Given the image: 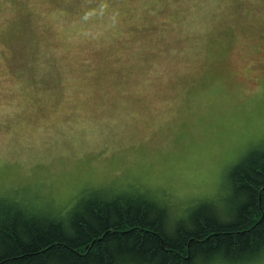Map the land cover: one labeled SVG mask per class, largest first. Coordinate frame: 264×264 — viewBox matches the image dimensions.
Listing matches in <instances>:
<instances>
[{
    "label": "rangeland",
    "instance_id": "1",
    "mask_svg": "<svg viewBox=\"0 0 264 264\" xmlns=\"http://www.w3.org/2000/svg\"><path fill=\"white\" fill-rule=\"evenodd\" d=\"M257 151L264 0H0V203L146 193L174 225Z\"/></svg>",
    "mask_w": 264,
    "mask_h": 264
},
{
    "label": "trees",
    "instance_id": "2",
    "mask_svg": "<svg viewBox=\"0 0 264 264\" xmlns=\"http://www.w3.org/2000/svg\"><path fill=\"white\" fill-rule=\"evenodd\" d=\"M102 192L57 218L1 202L0 264H214L263 253L264 151L235 168L225 211L197 204L174 225L146 193Z\"/></svg>",
    "mask_w": 264,
    "mask_h": 264
}]
</instances>
